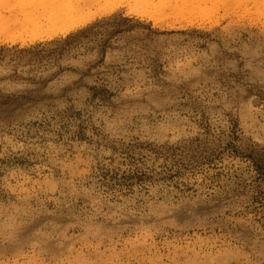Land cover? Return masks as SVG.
Instances as JSON below:
<instances>
[{
  "label": "rangeland",
  "instance_id": "1",
  "mask_svg": "<svg viewBox=\"0 0 264 264\" xmlns=\"http://www.w3.org/2000/svg\"><path fill=\"white\" fill-rule=\"evenodd\" d=\"M147 1L0 26V264H264V3Z\"/></svg>",
  "mask_w": 264,
  "mask_h": 264
},
{
  "label": "bare ground",
  "instance_id": "2",
  "mask_svg": "<svg viewBox=\"0 0 264 264\" xmlns=\"http://www.w3.org/2000/svg\"><path fill=\"white\" fill-rule=\"evenodd\" d=\"M25 0H21V4ZM158 3H162L165 0H157ZM168 2L179 0H166ZM194 3H199V0H191ZM206 1V0H200ZM32 2L33 8L20 13L21 18L14 20L15 17L10 20H6V23H2L0 26L4 32H8L9 22H16L19 28L25 31L45 30L44 35H40L38 31L34 32V35L30 36L28 40H21L22 43L34 42L36 40H44L52 38L59 33L64 34L67 31L83 25L88 18L80 16L85 9L91 8L100 0H29L24 5H29ZM149 4H153L154 0H148ZM166 3V2H165ZM163 3L162 5H167ZM177 3L185 5L184 7H190L195 9L191 3L187 0H180ZM264 3V0H262ZM24 13V14H23ZM22 19V20H21ZM17 37V36H16ZM16 37H8L10 41H15Z\"/></svg>",
  "mask_w": 264,
  "mask_h": 264
}]
</instances>
